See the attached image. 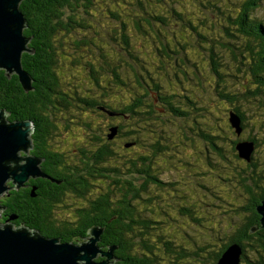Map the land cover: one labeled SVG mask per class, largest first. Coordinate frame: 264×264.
Masks as SVG:
<instances>
[{
	"label": "trees",
	"instance_id": "trees-1",
	"mask_svg": "<svg viewBox=\"0 0 264 264\" xmlns=\"http://www.w3.org/2000/svg\"><path fill=\"white\" fill-rule=\"evenodd\" d=\"M111 1L114 4L108 3L106 18L116 25L108 35L103 33L101 42L104 45L105 41L108 42L113 53L106 52L101 43L96 44L94 33H82L92 26L85 16L93 15L89 9L96 0H22L20 3L27 19L25 34L30 38L28 46L32 50L23 52L22 64L32 79L33 88L27 91L18 74L8 75L0 69V109L6 110L9 121H32L30 153L42 159L41 168L48 178H34L33 184L26 189H10L12 198L16 196L15 199L21 202L17 208H11L20 216L13 220L62 242L81 243L91 229H102L99 245L104 251L112 248L117 258L115 264H157L159 251L169 253L174 244L181 248L176 251V260L183 257L181 264H218L232 243H240L244 248L239 264H264V221L259 211L264 199V172L257 170L260 164L255 160L258 147L260 152L264 151V124L261 122L256 128V132L262 133L259 142L260 137H251L254 131L247 130L244 124L240 109L247 101L241 99L237 92L239 83L235 87L232 83L230 88L225 82L218 90V99H228V111L225 108L223 112L216 113V98L209 100L206 93L207 89L213 93L211 81L216 75H228L222 69L227 54L236 58L238 51L254 50L256 40L264 42V28L252 26L257 0L239 3L238 9L228 15L232 24L220 32L210 24L214 16L221 14V5L216 1L199 0L201 14L193 15L185 4L171 0L165 7L170 11L177 1L184 12L173 9V15L185 21L172 33L162 31L169 16L162 14L165 8L162 7L163 0ZM205 9H208L206 13ZM100 34L96 33L98 37ZM253 34L254 39L250 37ZM210 42L215 45H209ZM262 46L261 54L264 53V44ZM219 48L225 58L217 52ZM205 51L207 61L203 67L198 61ZM116 53L118 57L115 58ZM72 58V65H68L66 59ZM232 62L227 58L226 66L233 68ZM65 70L75 78L77 73L86 72L94 87L81 94L72 89L74 86L64 89L61 72ZM121 70L126 71L127 79L122 77ZM236 70L230 75L245 78L241 71L237 77ZM257 73L259 71L254 77L259 80ZM102 74L112 90L103 89ZM203 80H207V84H203ZM167 83L170 84L169 89L165 90ZM123 87L135 95L123 96L120 91ZM258 91H249L248 94L263 98ZM111 94L118 95V98ZM72 102H77L81 110L96 108L109 121L105 129L100 128L102 135L95 133L90 120L80 123L90 134L85 143L89 146L81 143L69 156L60 145L52 144L61 129L52 118L56 116L55 110L68 107ZM195 103L204 105L201 108L205 113L190 114ZM207 105L211 106L209 111ZM258 106L263 112L264 100ZM238 112L241 114L240 128L231 119L232 114ZM178 119L181 120L179 125ZM153 124L158 130L151 149L147 150L146 146V151L134 158L117 157L114 150L116 139H121L125 148L137 146L142 134H146ZM112 128L117 132L110 138ZM206 136L207 140L200 139ZM244 140L257 143L250 161L242 157L237 148L238 143ZM187 147H191L193 152L190 153ZM158 152L165 154V165L154 163ZM196 155L200 160L198 163L193 160ZM183 156L191 161L185 163ZM215 156L224 161V168L230 166L231 173L224 174L231 178L210 170V161ZM181 164L191 167L188 175L182 173ZM194 166L197 167L195 174ZM175 169L180 174L179 179L165 181L163 177L167 174L164 172L170 173ZM189 182L190 196L171 195V199L177 200L157 205L154 209L148 208L153 215H162L160 220L152 216L143 217L137 210V203L151 205L161 193L174 194ZM232 188H235L231 191L236 193L232 200L235 202L225 207L224 193ZM34 191L38 195L31 202L29 198ZM70 195L79 199L75 218L60 221L54 217V210ZM214 197L219 198L221 204L212 202ZM11 209L7 211L9 218L13 215ZM218 209L222 210L226 220L206 228L205 221H212ZM174 213L185 215L198 226L192 244H207V247L186 255V247L176 243V235H183L182 241L188 242L186 228L181 233L183 229L176 226L170 232L168 224L173 218L162 221L166 214L173 216ZM227 229L232 232L228 234ZM186 245L188 248L190 243Z\"/></svg>",
	"mask_w": 264,
	"mask_h": 264
},
{
	"label": "rangeland",
	"instance_id": "rangeland-1",
	"mask_svg": "<svg viewBox=\"0 0 264 264\" xmlns=\"http://www.w3.org/2000/svg\"><path fill=\"white\" fill-rule=\"evenodd\" d=\"M163 1H164V3H162V7H165L171 0H163ZM178 1L182 4H185L187 10L191 14H193V15L201 14V11L199 8V0H178ZM203 1H207V0H203ZM215 1L218 3V5L219 4L221 5V7H220L221 8V10H220L221 14H219L218 16H214V18H212L210 24L215 25V27L217 28L216 30H219V32H220L221 29H224L223 27H229L232 24V20L230 18L231 16L228 17L229 13L234 12L235 8L237 10L239 3L246 1V0H214V2ZM108 3L114 4V1L96 0L94 5L89 9L93 15L92 16H85L86 21L89 22L92 26L89 29L82 30V33H94L93 38H94V41L96 42V44L101 43V45L105 47L106 52L113 53V48L110 46V44L108 42L105 41V45H107V46H105L101 42V39H103V33L105 35H108L107 33H110L109 31L114 29L115 25H116L115 22L108 21L110 19L106 18V11L109 8ZM152 5H154L153 2H152ZM173 9H177V10L181 11L182 13L184 12V10L181 7H179V3L177 1L172 6L170 11L166 7L164 8V10L162 11V14L164 13L166 15H169L167 18V25L164 26V28H162V31L164 33H172V30H174L175 28H179V27L181 28V26L183 24H185V21L183 19H181L179 17H175L173 15V12H172ZM207 11H208V9H205L204 13H206ZM211 16H212V14H211ZM215 20L218 22L214 23ZM251 20L253 21L252 26L257 27V25H258V27L261 26L264 28V0H257V5L255 6V8L253 10V17L251 18ZM117 22H118V24L121 25L120 21L117 20ZM219 32H218V34L221 36L222 33H219ZM64 33H68V32H64ZM96 33H101V34L98 37L96 35ZM250 37L254 39V34ZM262 44H264V42L256 40V42L253 44L254 50H252L250 52H247V50L238 51V53H237L238 55L236 58H234L233 56H230V54H227V56L225 58L224 55L222 54L220 48H219L217 50V52H219V55H222L225 58L223 60L225 67L222 69H223V72L227 73L228 75L223 76V77L216 75L213 78V80L211 81V84L214 85V87H212L213 93H211L210 90H208V89L206 90L207 95H209V97H208L209 100H211V99L215 100V98H216V103L214 101V104H215L214 108L216 109L214 111H216V113H217V111L223 112L225 108L228 111V108L230 105L228 102V99L227 100L226 99H218V97H217L218 90L221 88V85L225 82L228 84V86H230V88H232V83H233V87H235V85L239 83L237 92H238L241 99H244L247 101V102L243 103V109H240L241 110L240 112L242 113V117H244V119H245L244 124H245L247 130L254 131V132H252L253 135L251 134V137H255V136L260 137V138H258L259 142H260L259 139H261L262 133L256 132V128H258L262 123L264 124V122H263L264 109L262 112V110L260 109L258 104L260 102H262V100H264L263 99L264 97L263 98L262 97H253L251 94H248V92L249 91H256V90L258 91V88H260V90L258 92L264 96V65L260 66V64L257 63V62H261L262 60H264V53L261 54V50L263 47ZM209 45H215V43L210 42ZM206 46H208V45H206ZM91 47L94 50H96L95 46H91ZM143 52H144V50H143ZM86 53H87V48H86ZM223 53H227V52H224V50H223ZM89 56L90 55L87 53V57H89ZM114 57L115 58L118 57L117 53L114 55ZM204 57H205V61H204ZM227 58L233 60L232 63H234V65L231 64L233 66V68H228L226 66V59ZM72 60H73V58L71 60L66 59L67 64L72 65L71 64ZM206 61H207V56H206V51H205V54H203V57L198 62H200V64H202L203 67H206ZM249 66H251L252 68L248 69ZM235 68L237 69L235 72L237 77H239V71H241V74L245 78H235L232 75H230L233 73V70ZM202 69L203 68L199 69V71H201ZM256 71H259V73H257L260 75L259 80H257L254 77V74L256 73ZM120 72H121L123 78H126V79L128 78V76H126L125 70H121ZM61 77L63 80V87L66 90H68L71 86H74V87H72V89L78 90L81 94V93H85V91H87V89L94 87L93 83H90L86 72H85V74L82 73V71L77 73V77L75 78L74 74L69 73L65 70V72L64 71L61 72ZM100 77L105 83V85L103 86L104 87L103 89H105V88L109 89L110 85L106 84V81L104 79V75L102 74ZM203 84H207V80H203ZM169 85L170 84H168V83L166 84L165 90L169 89L168 88ZM187 85H189V83H187ZM176 88L178 90L180 88V85L178 82L176 83ZM109 90H112V89H109ZM120 91L123 92V96H126L128 94L130 96L135 95L133 92L126 89L125 87L120 88ZM110 96L118 98V95H112L111 94ZM72 103L73 104L68 106V107H65V108L60 107V109L55 110L56 116H54L52 118V119L55 118L56 123L61 126V129L59 130L60 134L56 135L53 138L52 144H53V146L60 145L64 151L69 153V156H72L71 154L76 152L75 148H78V146L81 143H84V145L89 146L88 144H85V143L88 142V137L90 134L86 130L85 126L80 125V123H83V121L88 122L90 120V122H92V124H93V127L96 129L95 133L102 135V131H100V128L105 129L104 128L105 124L109 121V119H105L104 118L105 116L103 115V113L100 112L99 110H97L96 108H90L88 110H81L77 106V104H78L77 102H72ZM161 104H162V102H161ZM202 106H204V105L199 104V103H195L193 106H191L190 114L196 115L199 112L205 113L204 110L201 108ZM210 108H211L210 105L206 106V109L208 111L210 110ZM161 111L163 112L164 109L162 108ZM259 111H261L262 113ZM167 112H168V110H167ZM240 112H238V114H237L239 117H241ZM227 114H228V112H227ZM167 115H170L169 112ZM188 118H189V116H188ZM176 121H177V125H179V123L181 122V120H179V119ZM118 122H121V121L119 120ZM156 130H158V129L153 124V127H150L146 134H142V139L138 143V145L134 146L132 148L123 147L122 140L116 139V142H115L116 147H114V150L116 151L117 157L126 156L127 159L130 157L134 158L137 155L146 151V146H147V150L151 149L150 145L152 143H154L156 140V133H155ZM213 135H215V134H213ZM218 136L221 137V135H218ZM200 139L205 141V140H207V136L205 138L200 137ZM220 140H221V138H220ZM244 141H247V140H244ZM249 142H252L254 144V146L257 145V143H255V141H249ZM190 148L187 147V150H189L190 153H192L193 151H191ZM19 155L21 156V155H26V154L24 151H22L21 153H19ZM153 156H155V153L153 154ZM174 158H175V156H174ZM255 158H256L255 160H256L257 164H260V167H257V170L264 172V151L260 152V147H258V151L255 154ZM165 159H166L165 154L158 152V154H156V160H154V163L158 165V162H159V164L165 165ZM182 160H184L185 163H189L191 161V159L187 156H185V157L183 156ZM193 160L196 163L200 162V160L199 161L197 160V155H196V158H194ZM223 162L224 161L219 156L212 157V161H210V165H211L210 170L214 169V171L218 172V174H221L227 178H231V177H228L224 174V173H226L227 175H229L231 173L230 172L231 168L228 165H227V168H224L225 164ZM181 167H182V173H185L186 175H188L190 173V170L188 169V168H191L190 166L185 165V167H184L181 164ZM198 167H200V165H198ZM196 168L197 167H195V166L193 167L194 174L196 172ZM171 172L173 173V175L168 174V175L163 177V179L165 181H171V180L179 179L180 174H179V172H177L176 169H175V171H171ZM25 183H26V181H25ZM97 184H99V182H97ZM234 189L235 188H232L229 191L224 193L225 199H224L223 206L230 207L232 205L231 203L235 202L232 200L235 199L234 195H236V193L231 192ZM164 190H166V189H164ZM182 192H188L191 195L190 182H189L188 186L180 188L174 194H172V193L169 194V192L161 193L160 198L155 200V202L151 205L145 204L143 202L140 204L137 203L138 204V205H136L137 210H139L142 213L141 216H143V217L152 216L153 218H157L160 220V217H162V215H160V217H158L159 215L155 216V214L153 215L152 211H150V210L148 211V208L154 209L157 207V205H163V204H167L168 202H174L177 199H171L170 196L171 195L175 196L177 194L181 195ZM9 194H10V190H7L0 196V221L3 224H9L8 222H11L10 218H8L7 221L5 220L6 219L5 214H6L7 210L5 209V206H3V205L8 204V202H6L5 200L8 198ZM70 196L71 197L69 199H67L65 201V203L61 202L60 204H58L56 206V209L54 210V214H55L54 217L60 221L71 220V219L75 218L74 211L78 208V206H76V204L79 203V199L77 197L75 198V196H73V195H70ZM263 200L264 199H262V201ZM178 201L182 202L183 199H178ZM212 202L221 204L220 199L217 197H214L212 199ZM66 204H67V206H66ZM216 206H218V205H216ZM157 210H159V208H157ZM172 217H173V221L169 222V224H168V226L170 228L169 230H171L170 232H173L175 230V227L179 226L180 228L183 229V230H181V233H183L184 227H185L186 228L185 232H186V234H188V240H187L188 242L187 243H190V245H188V247L190 248L191 251H195V250H198L199 248L207 247V244H200V245L194 246L191 242L192 238L196 237V233H197V229H198L197 225H194L191 220L186 219L185 215L179 216L178 213H174ZM174 218H176V221L174 220ZM225 220H226V216L222 213L221 209H218L217 214L214 216L213 220L212 221L206 220L204 226L206 228H210L213 225L220 224L221 222H223ZM140 228H142V227H140ZM137 230H139V227L137 228ZM226 232L229 234L232 232V230L227 229ZM228 234L225 233L224 235H228ZM176 236H177L176 243L179 245L181 244V245H183V247L187 248V245H186L187 243L182 241L183 235H179V236L176 235ZM90 237H94V236L91 235ZM135 241L139 242L138 240H135ZM161 249H164L163 246L161 247ZM177 250H181V248L178 245L174 244L170 247L169 253H163L162 251H159V253H158L159 258H158L157 264H181L183 257L176 260L178 257V254L176 253ZM106 259L107 258H104V260H106ZM107 261L109 262V258L107 259ZM113 263H114V261H113ZM109 264H112V263H109Z\"/></svg>",
	"mask_w": 264,
	"mask_h": 264
},
{
	"label": "water",
	"instance_id": "water-1",
	"mask_svg": "<svg viewBox=\"0 0 264 264\" xmlns=\"http://www.w3.org/2000/svg\"><path fill=\"white\" fill-rule=\"evenodd\" d=\"M21 1L0 0V69L8 75L18 74L29 91L33 88L32 79L23 68L22 55L24 51L31 52V48L28 46L30 38L25 34L28 25L20 8ZM231 119L240 128V117L233 113ZM32 129V121H9L6 110L0 109V196L11 188L20 189L30 178H48L41 168L42 159L30 153ZM116 132L117 129L112 128L109 137H114ZM237 148L242 157L252 160L255 149L252 142H240ZM22 151L26 155L20 156ZM262 202L259 211L264 221V200ZM102 231L94 227L86 240L72 243L46 237L24 223H0V264H109L113 252L112 248L104 251L99 246ZM242 253V246L233 243L218 264H239ZM99 255L109 258V262L97 260Z\"/></svg>",
	"mask_w": 264,
	"mask_h": 264
},
{
	"label": "flooded vegetation",
	"instance_id": "flooded-vegetation-1",
	"mask_svg": "<svg viewBox=\"0 0 264 264\" xmlns=\"http://www.w3.org/2000/svg\"><path fill=\"white\" fill-rule=\"evenodd\" d=\"M32 51V50H31ZM257 63H259L260 64V66L261 65H264V60L263 61H261V62H257ZM32 143H33V140H32ZM164 174H169V175H173L171 172L170 173H168L167 171H165L164 172ZM44 179H47V178H44ZM33 181H34V178H30L29 180H27L26 181V183L23 185V186H21V187H23L24 189H26L29 185H32L33 184ZM61 183V182H60ZM21 187H20V189H21ZM11 189H13V190H18V189H16V188H11ZM34 194V195H33ZM32 194V196L29 198L30 200H31V202H34V196H36V195H38V194H36V192L34 191V193ZM182 195H185V196H190V194L188 193V192H182ZM16 198V196L15 197H13L12 198V193H10L9 194V196H8V198L5 200L6 202H8V204L7 205H3V206H5V209L8 211V210H10L13 206H15L16 208L19 206L18 204H21V202L19 201V200H16L15 199ZM6 211V214H5V217H6V221H7V219L9 218L8 217V212ZM11 211H12V209H11ZM12 214L13 215H10V219H11V222H8V223H12L13 225H18V224H16V222L13 220V219H15V218H19L20 216H19V214L16 212V211H12ZM164 219L162 220V221H165L166 219H172L173 217L171 216V215H168V214H166V216L165 217H163ZM0 223H1V221H0ZM21 224H23V223H21ZM82 242V241H81ZM233 244V243H232ZM240 244V243H239ZM241 246H242V244H240ZM100 246V245H99ZM102 249V248H101ZM185 252L187 253L186 255H190V254H192L193 253V251H191L190 250V248L188 247V248H186V250H185ZM243 252H244V248H243ZM206 254H208V252L206 253ZM243 256V255H242ZM104 258H107V257H103V256H101V255H99V257L97 258V260H102V259H104ZM247 259V257L246 256H244V260H246ZM204 260H206V258H204ZM244 260H242V261H244ZM113 261H114V263H113ZM117 262V258H115L114 257V255H113V258H111V262L110 263H112V264H115ZM243 264H248V263H245V262H243Z\"/></svg>",
	"mask_w": 264,
	"mask_h": 264
}]
</instances>
